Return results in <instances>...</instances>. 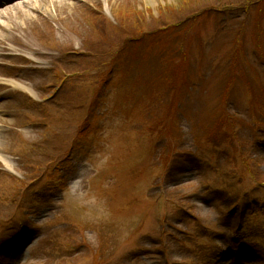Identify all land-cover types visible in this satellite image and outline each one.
<instances>
[{
	"label": "rangeland",
	"instance_id": "rangeland-1",
	"mask_svg": "<svg viewBox=\"0 0 264 264\" xmlns=\"http://www.w3.org/2000/svg\"><path fill=\"white\" fill-rule=\"evenodd\" d=\"M255 1L66 0L58 7L39 2L28 18L7 12L12 33L0 35V223L21 217L0 235V264H264V215H256L264 214L256 202L264 201V149L255 144L264 127V0L259 8ZM188 13L197 16L191 26L170 29ZM175 32L184 39L169 45ZM53 42L87 51V61H111L105 91L108 73L88 66L83 76L79 57L70 68L80 73L76 83L63 76L55 66L63 55L45 48L57 49ZM183 42L181 55L175 48ZM93 126L99 133L84 145L93 155L87 152V163L60 185L63 192L49 195L57 182L47 172L39 178L38 170L55 156L67 158L68 146ZM179 204L192 215L180 214ZM238 216L244 250L242 237H229ZM250 221L257 232L245 229ZM65 241L71 245L63 249ZM83 243L82 255L70 260ZM90 248L101 257L90 259Z\"/></svg>",
	"mask_w": 264,
	"mask_h": 264
},
{
	"label": "bare ground",
	"instance_id": "bare-ground-1",
	"mask_svg": "<svg viewBox=\"0 0 264 264\" xmlns=\"http://www.w3.org/2000/svg\"><path fill=\"white\" fill-rule=\"evenodd\" d=\"M5 1L6 0H4V2ZM14 1L15 0H8L6 4L0 3V35L4 34L5 36H8V34L12 33V30L9 29L8 26L5 25V20H6L5 15H7L8 11L15 9L19 17L25 16L26 18H28V16H31L30 13L37 12V7H38L39 2H43L44 4L46 3L47 5H50V6L58 7L59 4H61L62 2L66 0H23L20 3H17V5L15 4L13 7H10L11 5H13L12 2ZM24 5H27V6L24 7ZM25 8L30 9L29 13L25 10ZM8 19L9 20L11 19V21L9 22L13 23L14 19L9 18V17ZM0 44H1V39H0ZM1 146H2V142L0 141V150H1Z\"/></svg>",
	"mask_w": 264,
	"mask_h": 264
}]
</instances>
